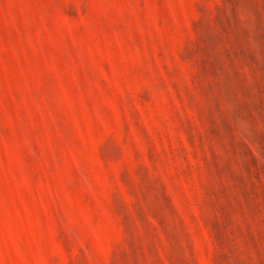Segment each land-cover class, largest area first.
<instances>
[{
  "label": "rangeland",
  "instance_id": "obj_1",
  "mask_svg": "<svg viewBox=\"0 0 264 264\" xmlns=\"http://www.w3.org/2000/svg\"><path fill=\"white\" fill-rule=\"evenodd\" d=\"M0 264H264V0H0Z\"/></svg>",
  "mask_w": 264,
  "mask_h": 264
}]
</instances>
